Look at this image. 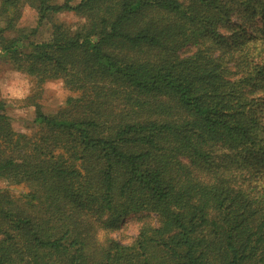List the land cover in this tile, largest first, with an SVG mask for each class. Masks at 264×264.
<instances>
[{
    "label": "trees",
    "instance_id": "trees-1",
    "mask_svg": "<svg viewBox=\"0 0 264 264\" xmlns=\"http://www.w3.org/2000/svg\"><path fill=\"white\" fill-rule=\"evenodd\" d=\"M0 58L68 91L0 100V264H264V0H0Z\"/></svg>",
    "mask_w": 264,
    "mask_h": 264
},
{
    "label": "rangeland",
    "instance_id": "rangeland-1",
    "mask_svg": "<svg viewBox=\"0 0 264 264\" xmlns=\"http://www.w3.org/2000/svg\"><path fill=\"white\" fill-rule=\"evenodd\" d=\"M52 1L60 2L61 0ZM240 12H235L230 18L229 23L219 26L222 33H229L231 25L237 24ZM56 17L67 25L74 24L80 20L69 12H62L57 14ZM35 20L36 14L34 10L25 6L22 9L19 24L32 25ZM256 35L262 37V31L256 32ZM192 49V47L184 48L180 55L185 56L189 54ZM30 94L31 97H39L36 101L42 104L43 112L53 114L59 107L63 106L68 91L61 79H51L39 86L35 78L15 70L5 59L0 58V100L11 102V106L6 108V114L9 116L14 130H27V126L31 124L34 118V109L31 106H25L29 101ZM7 186H9L8 183L0 179V189ZM18 192L20 193V191L14 190V193L17 194ZM143 220L149 221L154 225L156 224V216L154 214L147 213L145 217H143V215L132 214L122 219L119 228L115 231L110 232L103 228H98L97 234L99 237H102L109 233L110 237L123 244H128L135 238L140 222Z\"/></svg>",
    "mask_w": 264,
    "mask_h": 264
}]
</instances>
